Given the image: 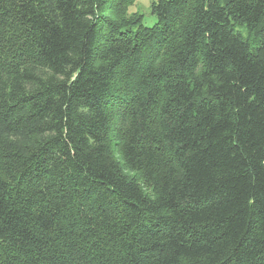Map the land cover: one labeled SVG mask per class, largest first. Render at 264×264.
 Wrapping results in <instances>:
<instances>
[{
	"label": "trees",
	"instance_id": "trees-1",
	"mask_svg": "<svg viewBox=\"0 0 264 264\" xmlns=\"http://www.w3.org/2000/svg\"><path fill=\"white\" fill-rule=\"evenodd\" d=\"M134 1L0 0V264H264V0Z\"/></svg>",
	"mask_w": 264,
	"mask_h": 264
},
{
	"label": "rangeland",
	"instance_id": "rangeland-1",
	"mask_svg": "<svg viewBox=\"0 0 264 264\" xmlns=\"http://www.w3.org/2000/svg\"><path fill=\"white\" fill-rule=\"evenodd\" d=\"M115 2L116 0H109ZM156 0H136L129 7H127L123 13L127 18L143 17L142 24L146 27H153L157 24V18L152 14V5ZM106 14L111 18L115 19L116 14L113 15L111 9L107 10ZM119 17V16H118ZM237 32L240 33L244 38H247V31L243 28H237ZM117 157L119 155L116 153Z\"/></svg>",
	"mask_w": 264,
	"mask_h": 264
}]
</instances>
